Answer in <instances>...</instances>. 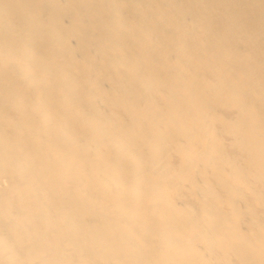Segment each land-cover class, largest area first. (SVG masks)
Segmentation results:
<instances>
[{
    "label": "bare ground",
    "instance_id": "6f19581e",
    "mask_svg": "<svg viewBox=\"0 0 264 264\" xmlns=\"http://www.w3.org/2000/svg\"><path fill=\"white\" fill-rule=\"evenodd\" d=\"M0 264H264V0H0Z\"/></svg>",
    "mask_w": 264,
    "mask_h": 264
}]
</instances>
